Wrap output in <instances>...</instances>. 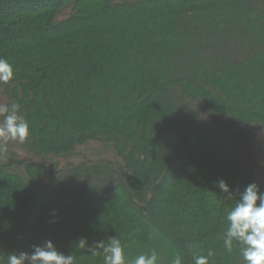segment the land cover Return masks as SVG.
I'll return each mask as SVG.
<instances>
[{
  "label": "trees",
  "instance_id": "16d2710c",
  "mask_svg": "<svg viewBox=\"0 0 264 264\" xmlns=\"http://www.w3.org/2000/svg\"><path fill=\"white\" fill-rule=\"evenodd\" d=\"M0 58L29 152L97 140L122 159L55 170L0 153V264L47 240L103 264L80 237H116L129 261L155 249L159 264L208 251L209 264H244L222 233L245 187L264 191L241 148L242 125L264 126V0H0Z\"/></svg>",
  "mask_w": 264,
  "mask_h": 264
},
{
  "label": "clouds",
  "instance_id": "9594fccd",
  "mask_svg": "<svg viewBox=\"0 0 264 264\" xmlns=\"http://www.w3.org/2000/svg\"><path fill=\"white\" fill-rule=\"evenodd\" d=\"M14 79L13 66L4 58H0V84L6 85ZM20 104L0 106L3 121L0 122V153L7 152L8 142L18 141L23 144L29 136V124L19 115ZM216 188L223 194L232 196L231 186L224 179L216 182ZM227 226L222 233L223 246L231 252L234 243L239 246L244 264H264V191L256 183H251L240 193L238 199L228 210ZM77 247L93 251L103 250V264H159V255L155 249L141 253L131 259H126L121 242L116 237L93 241L89 246L88 240L80 237ZM212 251L207 255L194 256V264H209ZM7 264H75L71 254L59 251L51 240L43 244H34L30 251L9 253ZM171 264H183L182 257L177 254Z\"/></svg>",
  "mask_w": 264,
  "mask_h": 264
},
{
  "label": "rangeland",
  "instance_id": "374dc122",
  "mask_svg": "<svg viewBox=\"0 0 264 264\" xmlns=\"http://www.w3.org/2000/svg\"><path fill=\"white\" fill-rule=\"evenodd\" d=\"M70 12V7H65L57 19L66 17ZM6 95L0 90V106L4 105ZM200 113V108H195ZM3 114L0 113V122L3 121ZM246 129L245 147L241 146L244 159L247 162L253 174L264 172V126L261 125H242ZM6 162L14 163V159H19L23 162L42 160L47 165L52 166L55 170H63L66 167H71L80 162H98L100 160L111 162L115 166L122 164V159L118 157L110 144L105 145L101 141H88L84 144L77 145L74 152L68 156H35L27 147L18 141H9L8 150L3 153ZM14 168V165L13 167ZM15 169V168H14ZM18 171L23 174L19 168ZM15 169V170H16ZM48 175L45 176V179Z\"/></svg>",
  "mask_w": 264,
  "mask_h": 264
}]
</instances>
